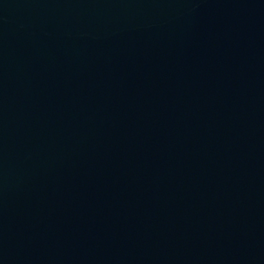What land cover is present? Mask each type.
Here are the masks:
<instances>
[{"label": "water", "instance_id": "obj_1", "mask_svg": "<svg viewBox=\"0 0 264 264\" xmlns=\"http://www.w3.org/2000/svg\"><path fill=\"white\" fill-rule=\"evenodd\" d=\"M0 264H264V0H0Z\"/></svg>", "mask_w": 264, "mask_h": 264}]
</instances>
